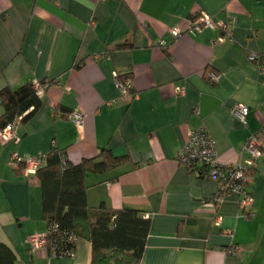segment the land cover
Masks as SVG:
<instances>
[{
  "label": "crops",
  "instance_id": "crops-1",
  "mask_svg": "<svg viewBox=\"0 0 264 264\" xmlns=\"http://www.w3.org/2000/svg\"><path fill=\"white\" fill-rule=\"evenodd\" d=\"M200 13L230 22L229 36L190 29ZM263 63L264 0H0V89L44 85L39 109L17 125L19 142L0 139V241L16 251L14 264H90L83 238L64 258L31 242L47 228L40 185L8 162L12 152L42 155L52 146L72 164L101 148L128 156L110 172L86 175L87 203L150 219L141 264H264V155L249 173V218L237 193L214 204L216 180L175 160L201 127L216 140L220 166L247 160L243 146L264 128ZM113 72L131 75L132 92L121 91ZM238 104L249 109L244 121L232 113ZM74 110L84 114L79 127L68 118ZM232 246L242 252L229 256Z\"/></svg>",
  "mask_w": 264,
  "mask_h": 264
},
{
  "label": "trees",
  "instance_id": "trees-1",
  "mask_svg": "<svg viewBox=\"0 0 264 264\" xmlns=\"http://www.w3.org/2000/svg\"><path fill=\"white\" fill-rule=\"evenodd\" d=\"M125 46L119 43L115 48ZM117 79L130 80L131 75H117ZM0 103L3 107L0 128H3L16 121L29 120L41 106V99L34 83L27 82L16 88H1ZM128 162L126 154L116 156L107 148H101L97 155L77 164L67 161L55 146L45 154V163L37 168L35 176L41 190L49 257H70V251L75 250L76 242L72 239L75 237L90 242V264H141L150 219L144 218L137 209H112L104 203L97 206L87 203L86 175L107 173ZM203 174L205 169L200 168V175ZM16 256L11 246L0 241V264H14Z\"/></svg>",
  "mask_w": 264,
  "mask_h": 264
},
{
  "label": "built area",
  "instance_id": "built-area-1",
  "mask_svg": "<svg viewBox=\"0 0 264 264\" xmlns=\"http://www.w3.org/2000/svg\"><path fill=\"white\" fill-rule=\"evenodd\" d=\"M230 22L217 24L210 16L200 13L193 16L188 21V27L190 29L195 28L197 30L201 28L216 29L218 28L223 36H229L230 34ZM174 37L180 36V30L173 28L171 31ZM249 59L251 61H258L260 54L258 52H250ZM261 70L264 74V64L261 65ZM113 76L116 80V85L121 91L128 95L129 79L119 81L117 79V73L113 72ZM220 74H209V81L215 83L219 81ZM43 84L39 82L34 83V89L40 93L43 89ZM176 91L179 94H183L185 89L176 87ZM248 107L245 105H236L232 113L239 120L244 121L248 114ZM68 118L76 125L81 126L84 118V114L79 110H74L68 114ZM18 121L13 124H7L3 128H0V139L4 143L17 144L20 137L17 133ZM264 141V128L259 129L257 132L251 134L247 139L244 150L248 153V158L243 164H228L220 166L217 162L216 147L217 143L211 133L204 127L192 130L188 133L185 144L178 151L175 160L178 164H181L189 169H205V175L216 180L218 189L212 196L211 201L214 204H218L220 198L230 192H235L239 195L238 205L239 208L247 212L246 218L252 217L254 212L251 210L252 195L249 189L251 182V175L249 171L255 166V161L264 155L263 149ZM45 154L39 155H20L17 152H12L9 158L8 165L22 164L24 171L27 175H35L38 167L44 165ZM46 232L41 236H35L31 239V242L35 248L46 247ZM76 242V238L72 237ZM229 256H237L242 252V249L237 246H232L225 250ZM53 254L56 253L52 250ZM74 251H70V257Z\"/></svg>",
  "mask_w": 264,
  "mask_h": 264
}]
</instances>
